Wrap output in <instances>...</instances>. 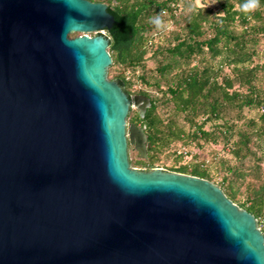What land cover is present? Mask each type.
I'll use <instances>...</instances> for the list:
<instances>
[{
	"label": "water",
	"instance_id": "obj_1",
	"mask_svg": "<svg viewBox=\"0 0 264 264\" xmlns=\"http://www.w3.org/2000/svg\"><path fill=\"white\" fill-rule=\"evenodd\" d=\"M93 1L0 0V264H264L217 184L131 166L151 101L108 78L115 19Z\"/></svg>",
	"mask_w": 264,
	"mask_h": 264
},
{
	"label": "trees",
	"instance_id": "obj_2",
	"mask_svg": "<svg viewBox=\"0 0 264 264\" xmlns=\"http://www.w3.org/2000/svg\"><path fill=\"white\" fill-rule=\"evenodd\" d=\"M179 1H93L106 4L108 12L115 19L113 28L107 31L110 38L108 51L113 60L108 73L115 66H121L122 73L111 80L118 82L131 98L135 82L125 73L131 71L135 77L137 69L144 68L150 57L156 63L157 75L166 83L163 98L152 97L147 90L136 93L147 96L151 106L143 118L139 112H131L133 124L145 129L148 152L147 159L140 158L137 162L130 160L133 168L155 169L159 156L176 142H182L183 146L200 141L217 143L218 137H222L225 143L230 144L234 137V125L224 117L227 109L234 110L238 117L246 108L259 109V121L252 120L250 125L258 140L264 144V90L256 84L264 64H254L261 39H264V0H259V7L250 13L242 10L246 0H217L216 10L200 7L190 11L192 3H188L189 12L183 16L180 27L172 32L166 45L156 46L152 39L157 27L152 18L160 15L166 22L167 15L174 20ZM238 27L241 29L238 30ZM149 53L150 56H147ZM226 68L229 74L224 73ZM141 81L149 84L144 75ZM156 87H161L159 82H156ZM166 101L171 102L173 108L164 117L158 109ZM182 115L190 126L189 131L179 122ZM200 118L201 122L198 121ZM210 121H222V124L208 130L206 125ZM238 135V139L232 143L231 156L241 163L249 157L257 159V152L250 146L251 133L241 131ZM183 158V153L176 154L175 162ZM221 164L227 173L237 178L245 177L239 168L231 166L229 162L221 160ZM206 166V161L193 158L191 163L179 168L172 167L169 172L212 182L213 176ZM261 167L264 171L263 163L255 167L260 174L259 184L249 185L245 202L238 198L233 183H227L228 178L225 177L223 183L218 185L235 204L253 214L259 226L262 218L264 220V172H261ZM261 230L264 234V228Z\"/></svg>",
	"mask_w": 264,
	"mask_h": 264
},
{
	"label": "rangeland",
	"instance_id": "obj_3",
	"mask_svg": "<svg viewBox=\"0 0 264 264\" xmlns=\"http://www.w3.org/2000/svg\"><path fill=\"white\" fill-rule=\"evenodd\" d=\"M188 3H194V0H180L178 2L176 13H175V19H171L165 15V21L166 25H169L170 27L167 30H161L157 28V33L154 34V42L156 46H159L160 44L166 45L167 40L170 39L172 32L177 30L179 28V24H182L183 22V16H186L189 12L187 8ZM201 3L205 5L204 8H211L213 10L218 9V2L217 0H201ZM241 29L238 27V30ZM102 34L107 35V31H103ZM80 34L74 33L71 34L70 37H76ZM93 36L94 34H90ZM150 56V53L147 55ZM255 65H263L264 64V39H261L260 45L258 47V55L254 59ZM156 63L153 59L150 57L145 62L144 68H138L135 72V77L131 73V71H126V76L131 77L134 80V85L132 87V96H135L138 90H147L149 94L152 97H158L163 98L164 92L166 90V83L165 80L161 79L159 75L156 73ZM130 72V73H129ZM122 73V67L121 66H115L110 73H108V78L111 80L115 76ZM225 74H229V70L226 68L224 69ZM144 75L149 84L141 81V76ZM140 76V78L138 77ZM156 82L160 83V88L158 89L156 87ZM256 84L261 87L262 90H264V70H261L259 72L258 80L256 81ZM167 98V97H166ZM172 103L167 102L164 104H161L159 106V113L162 114L164 117L168 116L169 113L172 111ZM135 114L136 112H139L136 106H132L130 115L127 118L128 124H132L131 121V114ZM260 110L257 108L249 109L246 108L241 117H238L237 113L234 110L227 109L224 112V117L234 125V137L231 140L230 144H227L224 142L222 137H218L217 143L213 142H204L200 141L198 144L196 142H191L189 145H182V142H176L174 143L169 149H166L163 151V153L159 156L158 161L156 162V168H161L167 171H170L172 167L179 168L182 165H185L187 163H191L193 158L198 161H206V164L210 170V173L213 176L212 182L219 185L223 183V179L226 177L228 178L227 183L232 182L234 188L236 189L238 193V198L241 202H245L247 198V189L249 185H257L259 184V172L255 169L256 166H259L261 163L264 164V144L258 140L256 133L254 131V128L250 125V121L254 120L256 122L259 121L260 117ZM199 122L202 121L200 118L198 120ZM179 122L183 124L186 128V130H190V126L188 123L184 121V116H180ZM219 124H222V121H210L206 125V129L208 130H214L219 126ZM250 132L251 133V147L255 152H257V159L254 158H247L243 163L236 161L230 154L231 146L234 141L238 139L239 132ZM220 136V135H218ZM200 144V145H199ZM186 146V147H185ZM183 153L184 158L176 163L175 157L176 154ZM259 158H261L259 160ZM130 160L132 162H137L140 160V156L138 152L134 149V146H130ZM221 160L227 161L230 163L231 166L239 168L243 173L245 174V177L243 178H237L236 176L227 173V170L222 166ZM259 160V162H258ZM139 170H147L146 167H136ZM261 172H264L261 167ZM263 180V179H262ZM260 228H264V220L262 218L261 220Z\"/></svg>",
	"mask_w": 264,
	"mask_h": 264
},
{
	"label": "clouds",
	"instance_id": "obj_4",
	"mask_svg": "<svg viewBox=\"0 0 264 264\" xmlns=\"http://www.w3.org/2000/svg\"><path fill=\"white\" fill-rule=\"evenodd\" d=\"M205 7L204 4L201 3V0H194V3L190 6L189 10H193L195 8ZM259 7V0H246V2L242 5V10L245 13H250L256 10ZM216 15H220L217 13ZM249 19L251 17L249 16ZM152 22L156 25L157 28L161 30H167L170 26L166 25L164 21L161 19L160 15L152 18Z\"/></svg>",
	"mask_w": 264,
	"mask_h": 264
}]
</instances>
